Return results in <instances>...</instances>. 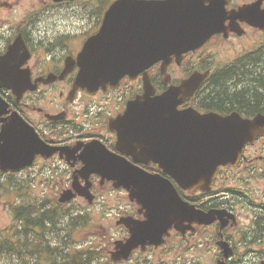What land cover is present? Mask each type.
Segmentation results:
<instances>
[{"label":"flooded vegetation","instance_id":"1","mask_svg":"<svg viewBox=\"0 0 264 264\" xmlns=\"http://www.w3.org/2000/svg\"><path fill=\"white\" fill-rule=\"evenodd\" d=\"M253 1L230 0L228 8H238ZM106 3L98 1L95 9L80 12L41 9L38 23L32 24L25 17L0 33V54L17 34L22 35L29 52L22 69L29 72L31 81L37 82L36 89H29L18 97L10 90L0 88V96L9 104L6 112L0 114V129L2 119L15 112L33 129L42 146L41 151L35 150L29 165L16 170H0V186L2 180L9 182L14 202L11 220L5 228L8 236L4 238L0 233V248L3 246L0 264H31L39 255H44L41 264H63L61 242L64 247L68 235L63 231V219L57 216L49 222L47 211L48 208L69 207L75 208L80 215L81 208L88 204L79 195L66 203L60 202L59 198L71 187L72 177H78L75 180L78 186L85 183L81 178L82 156L89 149L115 153L148 174L167 178L183 201L205 213L212 211L214 216L209 223L187 217L180 228L175 226V218L163 243L148 244L144 248L137 245L127 258L113 261L111 256L116 245L130 237L129 227L122 220L125 217L143 220L144 210L135 199H130L126 188H114L111 181H101L100 175L93 173L90 191L94 198L89 205L104 209V215L100 220L93 219L86 236L100 247V255L94 257L91 264H99L103 259L108 260L106 264H264V135L244 148L236 165L218 168L208 192L198 188L182 189L158 165L135 162L116 147V133L110 120L123 113L129 99L142 92V73L123 77L113 88L107 86L92 92L80 88L73 90L78 55L86 39L99 30ZM0 5L10 8L12 3L4 1ZM261 8H264V0ZM45 17H59L61 21L59 24H41ZM240 25L244 28L242 35L234 32H229L227 37L216 34L208 42L222 44L232 38L244 37L252 29L258 30L244 22ZM263 38L264 34L253 46L252 43L242 45L239 57L234 55L229 59L236 63V87L250 90L252 113H264ZM193 55L187 53L179 64L173 61L167 66L170 77L167 84L159 73L161 61L153 63L147 73L155 92L161 93L169 84H179L198 70L200 65L191 59ZM47 78L49 81H45ZM207 85L205 79L199 89L204 90ZM241 103L245 104V109L249 107L244 100ZM186 105L184 102L179 107ZM107 166L105 160L100 161L99 169ZM1 204L0 196V207ZM17 206L25 209L27 216L16 213ZM29 218L36 222L29 223ZM49 240L53 248L48 247ZM28 244L33 247L26 259ZM48 250L53 253L51 260L46 262Z\"/></svg>","mask_w":264,"mask_h":264},{"label":"water","instance_id":"2","mask_svg":"<svg viewBox=\"0 0 264 264\" xmlns=\"http://www.w3.org/2000/svg\"><path fill=\"white\" fill-rule=\"evenodd\" d=\"M205 1H209V6L204 5ZM225 3V0L114 1L105 15L100 34L85 43L77 85L93 88L104 82L114 83L126 73L147 67L154 60L153 57L165 62L169 61L171 55L179 59L183 53L195 50L212 34L220 32L226 17L249 21L252 15L253 25L264 26V13L257 8L259 2L229 12L224 8ZM111 16L122 21H114L118 28L110 31L106 29V20ZM106 33L114 35L112 44L106 39ZM131 33L147 35L142 39L144 52L139 44L131 53L126 52V57L120 56L119 52L129 46L125 44V37ZM19 48L20 44L16 42L0 57V83L5 87L24 82L13 79L11 74L18 66L15 52ZM120 58H125V61ZM164 67L163 63L162 70ZM204 76L195 72L179 87H169L155 97L149 96L150 87L145 86L144 95L129 101L124 114L115 121L118 143L127 153L139 161L158 162L183 187L210 178L214 164L236 160L243 145L261 132L264 122L261 115L248 119L236 112L223 116L213 112L201 114L191 107L177 110L176 106L181 102L177 98L179 93L189 90V95ZM33 145L30 137L20 133L17 123L7 121L0 134L1 168L24 163L25 151ZM105 158L108 170L113 169V173L123 178L125 181L122 185L128 183L132 189L131 195L137 194L140 201H143L141 196L149 192L165 193L167 188L159 179L137 173L115 158ZM156 217L159 224L166 223L159 220L161 216L158 218L154 214L150 216L152 224H156ZM145 222L133 229L135 235L145 231Z\"/></svg>","mask_w":264,"mask_h":264},{"label":"rangeland","instance_id":"3","mask_svg":"<svg viewBox=\"0 0 264 264\" xmlns=\"http://www.w3.org/2000/svg\"><path fill=\"white\" fill-rule=\"evenodd\" d=\"M2 2L7 1L12 3V6L10 8L6 7H0V14L3 16L1 18L8 17L9 19L19 20L22 18L23 14L25 13V10L30 9L29 6L32 4H35V8L38 6L40 8L45 7V4L47 3V0H1ZM15 1L17 3H15ZM56 12L59 11V7H56ZM66 7H63L65 9ZM58 10V11H57ZM59 23L61 21V18L56 19ZM252 32V38L251 37ZM264 33H261L258 30L252 29V31H249L247 35L244 37H241L239 39L232 38L230 41H224L222 44L219 43H213L210 44L206 49H204L206 52L205 54L201 55L199 58V55L202 52H199L193 56L194 59L199 58V60H207L210 61L214 65H219L221 62L227 61L230 58H232L235 54L239 53L241 51V46L246 45L248 46L250 43H252V46L254 43H257L261 36ZM203 51V50H202ZM88 211L93 212L97 218L102 217V211L104 209H100L99 207H94L88 209ZM10 222V219L6 212L4 211L3 207L1 209L0 207V227L4 228L8 225ZM81 233H84L81 235V237L86 238L87 234L90 232V227H84L80 230Z\"/></svg>","mask_w":264,"mask_h":264},{"label":"trees","instance_id":"4","mask_svg":"<svg viewBox=\"0 0 264 264\" xmlns=\"http://www.w3.org/2000/svg\"><path fill=\"white\" fill-rule=\"evenodd\" d=\"M238 72L234 73L232 65H228L222 69H217L210 78L211 85L208 91L203 92L196 97L197 105L206 109H214L221 112H228L233 109H237L246 115H252V97L249 95L250 90H239L236 87L235 80L237 79ZM248 76V73H246ZM248 95V96H247ZM205 97V98H204ZM246 98L250 101H247ZM244 100L248 104L247 110H243L242 107L246 108ZM83 223L84 220L82 219ZM73 229H70V233ZM89 250H81L80 255L88 254Z\"/></svg>","mask_w":264,"mask_h":264}]
</instances>
